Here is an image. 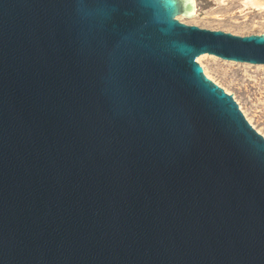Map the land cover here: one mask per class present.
<instances>
[{"label": "water", "instance_id": "obj_1", "mask_svg": "<svg viewBox=\"0 0 264 264\" xmlns=\"http://www.w3.org/2000/svg\"><path fill=\"white\" fill-rule=\"evenodd\" d=\"M196 0H0V264H264V137L202 55L264 34Z\"/></svg>", "mask_w": 264, "mask_h": 264}, {"label": "rangeland", "instance_id": "obj_2", "mask_svg": "<svg viewBox=\"0 0 264 264\" xmlns=\"http://www.w3.org/2000/svg\"><path fill=\"white\" fill-rule=\"evenodd\" d=\"M177 19L239 36L264 34V0H196L193 16ZM196 61L211 81L233 96L248 122L264 137V65L212 55H202Z\"/></svg>", "mask_w": 264, "mask_h": 264}, {"label": "bare ground", "instance_id": "obj_3", "mask_svg": "<svg viewBox=\"0 0 264 264\" xmlns=\"http://www.w3.org/2000/svg\"><path fill=\"white\" fill-rule=\"evenodd\" d=\"M194 14V13H193ZM181 17V16H180ZM183 17V16H182Z\"/></svg>", "mask_w": 264, "mask_h": 264}]
</instances>
